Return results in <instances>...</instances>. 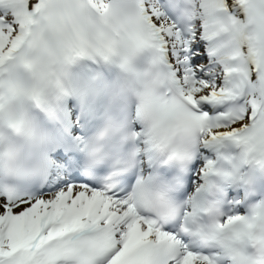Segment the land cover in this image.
Returning a JSON list of instances; mask_svg holds the SVG:
<instances>
[{"label":"snow or ice","instance_id":"6c2138e0","mask_svg":"<svg viewBox=\"0 0 264 264\" xmlns=\"http://www.w3.org/2000/svg\"><path fill=\"white\" fill-rule=\"evenodd\" d=\"M172 7L174 0H0V108L22 90L37 103L45 84L63 91L59 69L78 58L118 56L131 70L133 57L152 49L166 71L142 93L141 114L158 116L151 138L186 112L205 143L231 140L245 162L264 168V0H187L186 28ZM21 79L29 82L23 89ZM194 215L177 230L141 213L116 185L79 178L30 190L0 183V264H221L234 238L247 240L264 222V202L247 215L225 214L221 239L190 227Z\"/></svg>","mask_w":264,"mask_h":264},{"label":"clouds","instance_id":"9594fccd","mask_svg":"<svg viewBox=\"0 0 264 264\" xmlns=\"http://www.w3.org/2000/svg\"><path fill=\"white\" fill-rule=\"evenodd\" d=\"M59 72L60 84L63 87L66 66L59 69ZM19 83L23 89L28 86L29 82L21 79ZM55 90H57L55 85H43L39 103L24 94L22 90L16 96L11 97L3 108H0V172L6 177L5 183L14 185L13 178L25 166L24 156L27 143L42 138L35 118L23 101H34L43 108L49 93ZM139 95L142 103V93ZM142 116L149 130L158 125V116L155 112H148ZM117 131L119 128L112 123L100 130L95 144L90 149V156L94 164L107 159L101 141ZM134 138L135 133H129L124 137L126 141L134 140ZM199 139H201L199 122L186 112L176 113L167 125L152 138L165 163L174 162L181 165L190 159ZM135 163L134 152L114 158L112 171L109 173L106 183L116 185V177L123 172L130 171ZM129 194L141 213L161 224H167L174 220L180 212L181 205L175 199L174 185L169 180L161 179L152 185L142 183ZM199 212L205 219L197 220L190 227L200 231L209 239H221L222 234L218 231V225L226 214L221 202L210 199L200 206ZM227 255L231 264H264V222L256 221L247 240L240 237L234 238Z\"/></svg>","mask_w":264,"mask_h":264},{"label":"bare ground","instance_id":"6f19581e","mask_svg":"<svg viewBox=\"0 0 264 264\" xmlns=\"http://www.w3.org/2000/svg\"><path fill=\"white\" fill-rule=\"evenodd\" d=\"M70 175H71V173H65L63 176L60 177V179H62V177L67 178V177H69Z\"/></svg>","mask_w":264,"mask_h":264}]
</instances>
